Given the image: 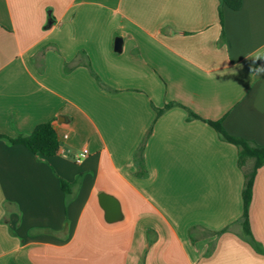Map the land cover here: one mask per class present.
<instances>
[{
  "label": "crops",
  "instance_id": "1",
  "mask_svg": "<svg viewBox=\"0 0 264 264\" xmlns=\"http://www.w3.org/2000/svg\"><path fill=\"white\" fill-rule=\"evenodd\" d=\"M220 10L0 0V135L53 121L60 139L46 158L0 138V264H264V166L250 206L260 253L240 222L253 163L207 122L264 146V0ZM102 193L121 221H106Z\"/></svg>",
  "mask_w": 264,
  "mask_h": 264
},
{
  "label": "trees",
  "instance_id": "2",
  "mask_svg": "<svg viewBox=\"0 0 264 264\" xmlns=\"http://www.w3.org/2000/svg\"><path fill=\"white\" fill-rule=\"evenodd\" d=\"M224 6L232 10H239L242 6V0H221L220 13L223 12ZM221 19H223L222 16ZM66 68L68 71L70 70V68ZM89 68L91 74L98 80L100 85L104 88H107V86H105L101 82L91 65H89ZM171 106L172 104H168L164 109H156L157 117L162 115V113ZM190 118L199 119V116L190 111ZM207 122L218 132L222 140L234 144L238 147V164L240 167H245L250 161H252L253 163L252 166L245 171V185L243 189L244 212L240 222L243 227V236L245 240L250 243L258 252L262 253V245H260L259 242H257L252 235L250 224V206L252 203L253 189L257 172L261 167L264 166V146L258 145L243 138L230 135L225 130L222 121ZM150 134L151 130L148 132L140 148V151H143L147 138ZM0 138L6 139L11 144L23 145L33 154L41 155L46 158L55 156L60 150V139L55 122L53 121L38 125L30 135H19L14 138L5 135H0ZM141 157L136 159V165L139 167L142 166L143 159ZM62 188L65 190V192H67L68 195H70L72 192L73 185L63 181ZM224 231H227V229H225ZM218 234H220V232Z\"/></svg>",
  "mask_w": 264,
  "mask_h": 264
},
{
  "label": "water",
  "instance_id": "3",
  "mask_svg": "<svg viewBox=\"0 0 264 264\" xmlns=\"http://www.w3.org/2000/svg\"><path fill=\"white\" fill-rule=\"evenodd\" d=\"M122 48H123L122 38H116L115 51L122 52ZM263 75H264V65L260 69L258 73V77H261ZM99 198H100V204L105 211L106 221L109 223H115L121 221L123 218V214L119 201L116 198L107 195L105 193L100 194Z\"/></svg>",
  "mask_w": 264,
  "mask_h": 264
},
{
  "label": "built area",
  "instance_id": "4",
  "mask_svg": "<svg viewBox=\"0 0 264 264\" xmlns=\"http://www.w3.org/2000/svg\"><path fill=\"white\" fill-rule=\"evenodd\" d=\"M86 156H87L86 152L81 153V154L78 156L77 162H81L82 159H84Z\"/></svg>",
  "mask_w": 264,
  "mask_h": 264
}]
</instances>
